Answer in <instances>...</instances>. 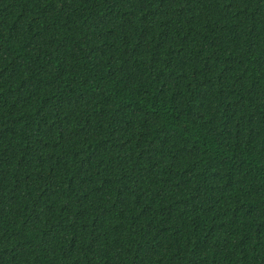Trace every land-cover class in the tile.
Segmentation results:
<instances>
[{
    "label": "trees",
    "instance_id": "1",
    "mask_svg": "<svg viewBox=\"0 0 264 264\" xmlns=\"http://www.w3.org/2000/svg\"><path fill=\"white\" fill-rule=\"evenodd\" d=\"M0 264H264V0H0Z\"/></svg>",
    "mask_w": 264,
    "mask_h": 264
}]
</instances>
